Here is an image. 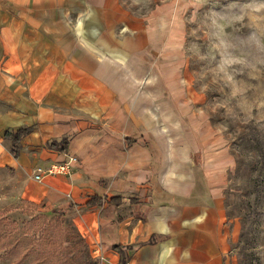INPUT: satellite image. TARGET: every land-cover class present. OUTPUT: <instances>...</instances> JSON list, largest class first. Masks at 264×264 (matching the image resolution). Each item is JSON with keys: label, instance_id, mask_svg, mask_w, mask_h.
Masks as SVG:
<instances>
[{"label": "crops", "instance_id": "crops-1", "mask_svg": "<svg viewBox=\"0 0 264 264\" xmlns=\"http://www.w3.org/2000/svg\"><path fill=\"white\" fill-rule=\"evenodd\" d=\"M128 7L0 0V165L27 199L72 212L105 264H234V158L207 122L187 128L202 136L193 147L175 141L201 117L179 106L195 100L183 93V31L167 3ZM24 127L14 152L6 132ZM68 154L72 172L33 178Z\"/></svg>", "mask_w": 264, "mask_h": 264}, {"label": "rangeland", "instance_id": "rangeland-1", "mask_svg": "<svg viewBox=\"0 0 264 264\" xmlns=\"http://www.w3.org/2000/svg\"><path fill=\"white\" fill-rule=\"evenodd\" d=\"M121 1L137 15L162 3L176 15L183 93L195 95L179 106L201 117L184 119L175 141L193 147L202 136L187 128L207 122L229 148L235 168L224 197L237 226L234 264H264V0ZM88 242L72 212L27 199L18 177L0 165V264H105Z\"/></svg>", "mask_w": 264, "mask_h": 264}, {"label": "built area", "instance_id": "built-area-1", "mask_svg": "<svg viewBox=\"0 0 264 264\" xmlns=\"http://www.w3.org/2000/svg\"><path fill=\"white\" fill-rule=\"evenodd\" d=\"M79 162V158L75 154H68L67 158L60 162H53L48 166H36L33 168V178L37 181H42L46 174H60L72 172L74 166ZM101 244H99V249ZM119 264H128L119 263Z\"/></svg>", "mask_w": 264, "mask_h": 264}, {"label": "trees", "instance_id": "trees-1", "mask_svg": "<svg viewBox=\"0 0 264 264\" xmlns=\"http://www.w3.org/2000/svg\"><path fill=\"white\" fill-rule=\"evenodd\" d=\"M28 130H29V128H25V127H24V128H20V129L17 130L16 132H11V131H7V132H6V136H7V137H10V138L13 139L14 144H13L12 150H13L14 152H17V142L19 141V139L21 138V136H22L23 134H25V133L28 132ZM61 141L66 142L67 139H66V138H63ZM51 145H52V146H57V145H58L57 140H53V141L51 142ZM118 198H120V197L115 196V197H113L112 199H113L114 201H117Z\"/></svg>", "mask_w": 264, "mask_h": 264}]
</instances>
